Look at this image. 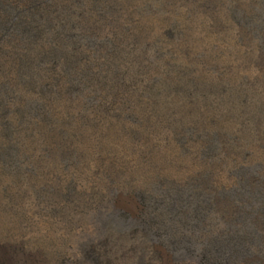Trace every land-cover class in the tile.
I'll list each match as a JSON object with an SVG mask.
<instances>
[{"label":"rangeland","instance_id":"obj_1","mask_svg":"<svg viewBox=\"0 0 264 264\" xmlns=\"http://www.w3.org/2000/svg\"><path fill=\"white\" fill-rule=\"evenodd\" d=\"M0 251L264 264V0H0Z\"/></svg>","mask_w":264,"mask_h":264},{"label":"bare ground","instance_id":"obj_2","mask_svg":"<svg viewBox=\"0 0 264 264\" xmlns=\"http://www.w3.org/2000/svg\"><path fill=\"white\" fill-rule=\"evenodd\" d=\"M0 262L3 264H14V260L10 258L9 255H6V253L0 251Z\"/></svg>","mask_w":264,"mask_h":264}]
</instances>
